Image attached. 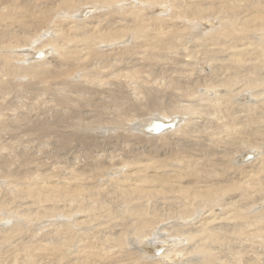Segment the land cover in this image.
Segmentation results:
<instances>
[{"label":"bare ground","instance_id":"bare-ground-1","mask_svg":"<svg viewBox=\"0 0 264 264\" xmlns=\"http://www.w3.org/2000/svg\"><path fill=\"white\" fill-rule=\"evenodd\" d=\"M95 1L38 10L54 42H32L36 22L0 33L23 51L0 57V91L41 81L63 108L79 85L98 103L70 130L66 108L0 114L18 167L0 175V264H264V3ZM112 1L128 4L103 16Z\"/></svg>","mask_w":264,"mask_h":264},{"label":"rangeland","instance_id":"rangeland-1","mask_svg":"<svg viewBox=\"0 0 264 264\" xmlns=\"http://www.w3.org/2000/svg\"><path fill=\"white\" fill-rule=\"evenodd\" d=\"M72 1L71 0H0V33L6 32L7 30H9L13 26H18V25L20 26V24H23L25 22L26 23L28 22L29 24H35L34 22H36V26H35L36 27V31L39 29V27L41 29L43 28L42 29L43 31L41 32L40 31L41 29H39V31L37 32L38 33L37 36L35 37V35H33L32 42L33 43H36V44H41L43 42H46L47 43L49 41H53L55 39V37H53L51 34H49L48 27H45L46 26V23L48 21L47 19H49V17L51 16V14L47 17V19H42L41 18V20H40L39 19V15H40L39 14V11L40 10L41 11H45L47 13H56V14H58V11H61L62 8L64 7V4H65V6H68L65 9L66 11H69L70 10V7L71 8L73 7L74 8L73 10H76V9L77 10H80L83 7L96 8L95 5H98V3H95L96 2L95 0H86V1L85 0L84 1L82 0V2H79L80 4L76 3L75 5L72 6L71 4H69ZM62 2H64V3H62ZM112 2H108L110 4L109 6H106V5L105 6H102L103 9L100 10V11L98 9V11L99 12H102L101 14H103V16H104V15L112 14V11H114V10L115 11H118L119 8H120V6L123 5V7H121V9H122V8L126 7V5L128 4L127 2H121L122 4L121 5H118V3H116V1L115 2L112 1ZM261 2L263 4L264 3V0H261ZM245 4H248V2H246ZM157 7H158V5L156 6V8ZM121 9L118 12H120ZM90 13H96V10H93ZM147 13H149V15H151V16H153V15L156 16V13H158V12L155 10L153 12L150 11V12H147ZM33 14L35 15L36 18L34 17V19H30L29 20V18H31L33 16ZM76 14H77L76 15V18H82V17H80V15H78L79 13H76ZM64 17H66V16H64ZM83 17H85V16H83ZM55 19H57V18H55ZM92 20H94V19H92ZM30 21L33 22V23H31ZM111 21H112V19H111ZM59 22H58V26L59 27H62V26L65 27V25H64L65 23H64L63 19L60 20ZM62 23H64V24H62ZM88 23H93V22H88ZM39 25H41V26H39ZM42 25H44V27ZM44 29H47L48 31L47 30H44ZM51 37H53L52 40H51ZM49 47H51V46H46L47 49H45L43 51H47V50L50 49L49 50V52H50L51 49H52V47L51 48H49ZM99 47H97L98 50H99ZM30 49H32V48H30ZM30 49H28V50H30ZM9 52L12 53V54L16 52L17 54H20V55H22V53H23V51H22L21 48L20 49H18V48H16V49H2V50H0V57H2V55L4 53H5V55L10 54ZM49 52H47V56H46V59L45 60H48L50 62L52 61V63H54L53 62L54 59L50 60L51 57H52V55L54 56V54L52 52H50V53ZM93 64H98V60H94V58H93ZM97 70H98V65L92 66L91 69H90V71L91 72H94V73H96ZM77 75H78V73H77ZM58 78H59V80H58ZM5 79H7V77H5ZM16 79H19V78L16 77ZM63 80H69V77H67V75L66 76H62V77H57L56 82L58 83V82H61ZM28 81L29 80L22 81V83H19V82L18 83H15V82H17L15 79L14 80H11V85H10L11 89L8 87V89H6L5 91H0V111H1L0 114H3L5 117H12L13 116L15 118L17 116L22 115V114H25V113H27L31 117H34V115H36V114L38 115L39 114L37 116L38 118L40 116H41L40 118H43V117L49 118L50 115H53V116H50V120H51V118H54L56 115L58 116V118L65 117L60 112V109L62 108L63 105L62 106H58V105H56V102H53L57 98V95H54V93H53V89L52 90H45L43 88L44 82H41V81H35V80H31L29 82ZM12 85H15V87L12 86ZM21 85H22V87H21ZM17 86H18V88H17ZM53 86H54V83L51 84V87L52 88H54ZM69 90H70L69 91V94H70V97H71V100H72L71 101L72 106L69 103L65 107H63L62 109L66 108V109H64V113L65 114H66L67 111H71L72 110L71 111L72 114L75 115V116H77V118H76L74 116L67 115L69 120L66 119V122L65 123L67 125V129L70 130L71 127H72V125H74L81 118H83V120L81 119L82 121L79 120V122H77V123H81V122L86 123V122H89L87 120V118H90L91 116H88V112H90L93 108L98 107V105H97L98 103L95 102V100L91 96L92 95V91H89V90L87 91L89 93V95L86 93V95H84V96L81 95V98L80 97H77V94L83 90L79 85L77 87L76 86H73ZM58 93H60V92H58ZM243 93H244L245 96H248V94H249L248 92H243ZM74 94H76V95H74ZM23 97L25 99H23ZM94 97L97 98L98 95H96ZM85 102H86V105H87V103L90 105V108H89V105H87V106L85 105ZM54 103H55V107L57 106V108H54V106H53ZM94 104H95V106H94ZM48 106L49 107L52 106V108H49L48 109ZM67 106L68 107H72V108H68ZM36 109H38V110H36ZM41 109H42V111H41ZM58 109H59V115L55 113V112H57L55 110H58ZM47 110L50 111V112L47 113ZM40 112H41V114H40ZM44 112H45V114H44ZM52 112H53V114H52ZM80 112H81V115L82 116L80 115ZM76 114H78V115H76ZM68 121H70L71 123L68 124L69 123ZM72 123H74V124H72ZM58 124H59L58 127H60V128L62 127L63 128V126H62V124L60 122L59 123L57 122V125ZM30 126L31 125H28L29 128H30ZM79 131H81V129H79ZM90 135H93L94 136L93 133H91ZM73 144H74V147L76 149H80V150H83L84 149L83 151H85L86 154H89L87 152V149L86 148H82L79 145L81 143H79V142L78 143L77 142H73ZM5 147H8V148L5 151H3V153L1 154V158H0V175L6 174V173H9V174L17 173L15 171L17 170L18 167L17 166H13V165H15V162H16V159H17L16 158V155L17 154L15 153V151H12V150H14L13 148L16 147V146H12L11 147V144L9 146V143H7ZM93 149H95V148L90 149V153H91V151ZM249 150H250V148H247V150L244 149L241 152H245V151H249ZM41 152L43 154H46L43 151H41ZM41 152H39V153H41ZM7 153L9 154V156L6 157ZM39 153H37L36 155L38 156ZM81 153H83V152H81ZM87 159H90V158H87ZM7 167H9V168H7ZM13 167H14V169H13ZM18 172H19V174H22L20 171H18ZM3 185H4V182H0V186H3ZM163 200H165V199H163ZM163 200H161V201H163ZM43 224H46V222L44 221ZM81 228L84 229V230L85 229L89 230V229L94 228V225H91L90 227H84V228L81 227Z\"/></svg>","mask_w":264,"mask_h":264},{"label":"water","instance_id":"water-1","mask_svg":"<svg viewBox=\"0 0 264 264\" xmlns=\"http://www.w3.org/2000/svg\"><path fill=\"white\" fill-rule=\"evenodd\" d=\"M39 54H40V53L35 52L34 55H33V57H37V56H39ZM159 124H160V123H156V128H157L158 126H160V128H161V127H163V128L166 127V125H165L164 123H163L162 125H161V124L159 125ZM158 131H159V130H158Z\"/></svg>","mask_w":264,"mask_h":264}]
</instances>
